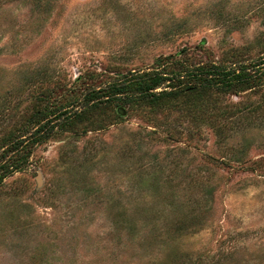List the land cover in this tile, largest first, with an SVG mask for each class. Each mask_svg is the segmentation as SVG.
I'll return each instance as SVG.
<instances>
[{
  "label": "rangeland",
  "instance_id": "374dc122",
  "mask_svg": "<svg viewBox=\"0 0 264 264\" xmlns=\"http://www.w3.org/2000/svg\"><path fill=\"white\" fill-rule=\"evenodd\" d=\"M262 59L264 0H0V140L40 96L118 74L179 62L252 78L120 104L34 146L0 182V264H264Z\"/></svg>",
  "mask_w": 264,
  "mask_h": 264
},
{
  "label": "trees",
  "instance_id": "16d2710c",
  "mask_svg": "<svg viewBox=\"0 0 264 264\" xmlns=\"http://www.w3.org/2000/svg\"><path fill=\"white\" fill-rule=\"evenodd\" d=\"M255 66H262L264 74V59ZM236 71L233 67L215 64L190 68L178 62L176 66H165L161 71L118 74L103 87H91L76 93L72 89L66 98L49 105L46 103L50 97L40 96L39 101L45 102V106L35 110L28 122L0 140V182L21 167L34 146L46 143L76 120L93 113L104 117L109 113L121 116V105L159 109L175 105L182 98L193 97L196 102L207 91L227 93L250 88L251 76L244 68ZM68 111L73 112V117L63 120L62 115Z\"/></svg>",
  "mask_w": 264,
  "mask_h": 264
}]
</instances>
